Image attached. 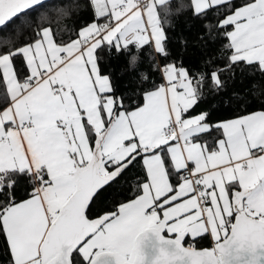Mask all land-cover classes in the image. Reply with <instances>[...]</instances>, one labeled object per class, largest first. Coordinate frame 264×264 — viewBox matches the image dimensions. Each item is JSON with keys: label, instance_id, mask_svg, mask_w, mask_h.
Instances as JSON below:
<instances>
[{"label": "snow or ice", "instance_id": "obj_1", "mask_svg": "<svg viewBox=\"0 0 264 264\" xmlns=\"http://www.w3.org/2000/svg\"><path fill=\"white\" fill-rule=\"evenodd\" d=\"M91 4L98 19L69 27L77 0H0V264H144L146 231L151 264H264V109L195 107L229 73L264 79V0ZM189 9L202 49L226 42L185 66L166 26ZM120 52L135 90L103 67ZM208 233L211 248L182 244Z\"/></svg>", "mask_w": 264, "mask_h": 264}, {"label": "trees", "instance_id": "obj_2", "mask_svg": "<svg viewBox=\"0 0 264 264\" xmlns=\"http://www.w3.org/2000/svg\"><path fill=\"white\" fill-rule=\"evenodd\" d=\"M56 2V0H54ZM59 3H70L71 0H58ZM78 3L83 5L78 12L73 13L72 17L65 19V24L69 27H73L75 24L79 23L87 19L91 22L93 19H98L95 17L94 8L91 4V0H77ZM235 3L239 4V0H234ZM172 3L179 7L182 3L190 4V0H172ZM190 15V9L180 11L177 13V18L174 27L166 26V30L169 35L172 37L182 35L186 40V52L184 54V64L185 66L199 65V61L202 56L205 55V52L208 54L215 55L217 51L221 48L222 44L226 41L223 39L216 43L215 45H211L208 49H202L201 42L198 41L199 33L194 31V29L188 25L187 17ZM230 30V28H229ZM69 34L65 33V37ZM176 42H173V45ZM170 45V46H173ZM135 51V49H132ZM162 60V57L159 58ZM219 59V58H217ZM220 67H223L222 62L219 63ZM103 67L105 71H110L112 77L115 81L121 85L122 90L127 89H136V85L134 82V77L136 75L135 70H130L127 65V58L124 52H120L118 55L113 54L111 57H107L103 62ZM141 70H148L147 63H141ZM157 82L161 79L159 75L156 77ZM229 84L226 90L210 96L208 99L201 101L199 105L195 106L197 111L203 110L206 105L211 104L214 100L220 101L219 106L221 108H227L231 111H235L237 106L250 105L251 110H262L264 109V79L259 78L257 74L256 77L245 76L241 79V74L239 70L236 71L235 74L229 73ZM152 77L150 76L149 82H151ZM235 93V95H234ZM135 99V98H134ZM227 99L229 103L225 105L223 100ZM140 102L142 103V92L140 94ZM192 114H196L193 112ZM230 118V117H226ZM215 123V121H213ZM220 137V134L215 133L214 131L210 136L207 137L209 143L214 144L215 140ZM135 175H129V181L122 187L116 189L117 192L120 193L121 196H127L128 198H134L133 195V183L139 181V177L142 175L141 169L136 168L132 170ZM112 197L107 193H101L100 197L96 201L97 207L104 208L107 206L111 208ZM94 218V217H93ZM203 238L195 237L189 238L185 237L182 241L184 245H188L189 241H192L193 246L196 248H210L211 243L208 239L207 234L201 235Z\"/></svg>", "mask_w": 264, "mask_h": 264}, {"label": "water", "instance_id": "obj_3", "mask_svg": "<svg viewBox=\"0 0 264 264\" xmlns=\"http://www.w3.org/2000/svg\"><path fill=\"white\" fill-rule=\"evenodd\" d=\"M164 236L165 238H167V235ZM138 242H139L140 250L144 254V264H151L153 257L157 254L158 248L163 246L162 241H159L156 238L155 234L152 233L151 231H146L140 234V236L138 237ZM197 249H201V248H197Z\"/></svg>", "mask_w": 264, "mask_h": 264}, {"label": "crops", "instance_id": "obj_4", "mask_svg": "<svg viewBox=\"0 0 264 264\" xmlns=\"http://www.w3.org/2000/svg\"><path fill=\"white\" fill-rule=\"evenodd\" d=\"M101 2H105V0H101ZM93 8H94V7H93ZM230 30H231V29H230ZM256 111H258V110H256ZM218 139H219V138H218ZM202 142H203V141H202ZM208 203H210V201H209ZM164 235H168V233L165 232ZM201 235H202V234H201ZM173 236H174V234H173ZM186 236L189 237V238H194V237H191V236L188 235V234H186ZM186 236H185V237H186ZM207 236H208V239H209V241H210V243H211V247H212V246H213V241H212V238H211L210 233H208ZM211 247H210V248H211Z\"/></svg>", "mask_w": 264, "mask_h": 264}]
</instances>
